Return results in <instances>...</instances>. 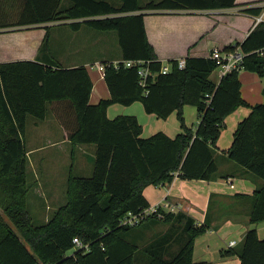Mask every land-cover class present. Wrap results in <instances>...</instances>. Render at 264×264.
<instances>
[{
	"label": "trees",
	"instance_id": "16d2710c",
	"mask_svg": "<svg viewBox=\"0 0 264 264\" xmlns=\"http://www.w3.org/2000/svg\"><path fill=\"white\" fill-rule=\"evenodd\" d=\"M121 1L119 6H113L106 1L73 0L71 6L63 7L61 0H21L14 3V18L0 21V29L14 27L10 31L16 32L56 20L185 6L177 0L145 6L138 0ZM227 3L234 4V0ZM242 11L260 15L263 7L247 4ZM0 17H5L4 12ZM83 23L101 31H116L123 58L148 62L154 76L147 77L143 85L137 67H115L112 62H103L111 98L90 104L93 83L83 66H53L51 62L47 65L29 59L0 63V264H194V242L206 231L204 224L160 208L161 217L155 212L135 225L121 222L129 213L139 214L150 207L143 193L149 185L170 183L175 176L201 180L235 176L219 173L217 142L226 117L243 105L249 106L251 112L238 124L226 159L245 175L261 180L247 198L252 201L251 222L263 221L264 103L249 105L242 98L239 71L216 81L212 78L218 68L215 60L187 56L183 68L174 59L168 63L169 71L162 73L164 63L148 40L141 12L70 25L76 29ZM44 28L43 43L49 37V26ZM236 46L246 54L243 69L263 76L264 56L259 50L264 48V20L242 42L225 50ZM62 100H68L72 109V117L67 115L63 120L69 126L72 143L96 145L94 168L88 177L71 173L66 203L45 223L35 225L28 202L31 185L25 142L27 118L33 115L44 120L47 104ZM136 101L159 118L166 119L176 112L181 132L174 138L162 131L143 137V126L137 117L107 116L109 105H131ZM186 105L197 109L196 127L185 120ZM173 218L185 219L175 253L170 232L153 238L149 235L157 224L169 223ZM75 237L89 248L75 246ZM227 253L238 255L241 264H264V239L259 238L256 229H250Z\"/></svg>",
	"mask_w": 264,
	"mask_h": 264
},
{
	"label": "crops",
	"instance_id": "0c3cea01",
	"mask_svg": "<svg viewBox=\"0 0 264 264\" xmlns=\"http://www.w3.org/2000/svg\"><path fill=\"white\" fill-rule=\"evenodd\" d=\"M98 1H106L113 6H119L122 2L121 0ZM161 1L138 0V3L145 6L151 2L159 3ZM177 1L185 6L141 9L116 15L56 20L30 25L29 29L16 32L10 31L14 27L1 28L0 63L29 59L47 65H50L51 62L53 66L61 65L69 68L83 66L87 69L93 83L89 98L90 104H98L101 100L110 99L111 93L105 82L104 72L100 71L97 65L106 61L124 60L118 34L116 31L97 30L86 23L76 29L72 28L70 24L119 15L144 13V25L148 40L159 59L164 64H168L171 60H178L187 56H209L214 49L223 50L231 44L242 42L258 24L256 19L261 17L262 21L264 20V0H234V4L227 3L231 0ZM17 2H21V0H3L1 2L3 5H1L2 10L0 12H4L5 17H0V21L8 22L14 18L12 15L15 11L14 3ZM63 3L65 6H71L73 0H61V5ZM222 3L225 4L222 5ZM247 4L263 7L262 13L253 15L243 12L242 9ZM46 25L49 26V37L43 43L46 33L44 26ZM96 52L105 55L95 56L94 53ZM239 78L242 98L249 105L264 103V75L260 76L254 71L242 69L239 71ZM213 79L219 81V74L218 78ZM49 104L51 110L57 115L72 117V109L68 100L48 103L47 110ZM250 112L251 108L243 105L229 114L225 119V127L217 142L219 173H232L235 176H217L213 180L183 179L175 176L170 183H163L158 186L149 185L144 189L143 193L150 203V207L157 206L164 212L174 215L185 214L207 227L206 231L195 239L193 247L194 264H241L238 255L227 252L237 247L245 233L250 229H256L259 238L264 239V220L251 222L249 214L252 201L247 198L253 195L262 182L254 176L245 175L246 173H242L236 164L226 159L227 151L233 144L234 132L238 124ZM120 115L137 117L143 126V137H150L162 131L174 138L181 132L176 112L166 119L159 118L155 114L147 113L141 101H136L131 105L113 103L108 106L107 116L109 118L112 119ZM184 116L190 126L196 127L199 123L198 112L193 105L184 107ZM59 128L63 130V127ZM64 143L71 146L72 164L69 176L77 166L83 171V161L86 167H88V161H93L95 155L93 144H73L65 132L58 139L48 138V144ZM44 147L46 145L28 150L29 164L35 162L29 156L33 153L32 151ZM78 152L81 154L77 155ZM90 172L92 171L87 170V173L90 174ZM36 180H38L37 177ZM35 185L38 188L39 182ZM46 192V198L40 202L42 211L51 210V201L56 198L55 194L50 195L48 190ZM38 196H40L39 193ZM42 196L44 197V195ZM46 215L42 217L41 224L48 220L49 216ZM176 220L178 219L173 218L169 223H159L153 228L154 231L149 233L153 238L156 235L170 232L172 236L170 242L174 244L172 253L179 250L176 242L179 235L183 233L181 232L184 227L182 223L185 222V219ZM233 240L236 241V244L229 246L228 243Z\"/></svg>",
	"mask_w": 264,
	"mask_h": 264
},
{
	"label": "rangeland",
	"instance_id": "374dc122",
	"mask_svg": "<svg viewBox=\"0 0 264 264\" xmlns=\"http://www.w3.org/2000/svg\"><path fill=\"white\" fill-rule=\"evenodd\" d=\"M61 6H65L63 3ZM95 56H104L105 54L94 53ZM218 70L213 72V78H218ZM74 115V114H73ZM65 115H57L51 110V105H48L47 115L44 120H40L33 115H29L27 119V127L25 134V142L27 150L32 148H38L46 145L42 149H36L32 151L29 156L34 159V163H30L28 167V183L31 185V190L28 196L29 209L33 217V223L35 225L41 224L42 217L47 214L49 217L54 211L67 201V183L68 176L72 164L71 158V146L68 143L64 144H48V138L58 139L62 134H69V126H65L63 120ZM59 127H63V130ZM52 131V132H50ZM48 145V146H47ZM95 146L96 150V145ZM81 154V153H77ZM78 159L80 157L78 156ZM83 171L78 169V166L74 169V174L79 177H88L92 172L87 173V170L93 171L94 162L88 161V167H86L83 161ZM88 175V176H87ZM36 177L38 180H36ZM42 177V178H41ZM39 182L38 188L35 183ZM45 190H44V189ZM49 194H55V200L51 201V210L42 211L41 201L46 198L47 192ZM37 192V194H35ZM38 193L40 196H38ZM44 195V197L42 196ZM50 197V196H49ZM51 198V197H50ZM51 199H54L53 197ZM56 201V202H55ZM52 202H55L52 204ZM46 215V216H47ZM175 241V240H174Z\"/></svg>",
	"mask_w": 264,
	"mask_h": 264
},
{
	"label": "built area",
	"instance_id": "2783aa9c",
	"mask_svg": "<svg viewBox=\"0 0 264 264\" xmlns=\"http://www.w3.org/2000/svg\"><path fill=\"white\" fill-rule=\"evenodd\" d=\"M262 21L261 17H258L256 19V23H259ZM235 45V44H234ZM259 53L264 56V48L259 50ZM246 54L243 53L240 49V47L236 46L233 49L230 50H221V49H214L210 52L209 57H211L213 60L216 61L218 65V73H219V78L233 72V71H241L243 69V64H244V59H245ZM179 62V67L183 68L186 65V58L182 57L178 59ZM112 64L115 67H119L120 65H123L124 67H137L138 74L141 76V83L144 85L147 77L149 76H154V73L150 70L148 66V62L144 60H136V59H124L121 61H114ZM144 64H147L146 66ZM97 67L99 68L100 71L104 72L105 67L103 64H98ZM170 69L169 64H164L162 67V73H167ZM159 207L154 206V207H149L143 212L139 214H132L129 213L123 220L122 224H128V225H135L139 221H141L143 218L146 216L157 212L158 215L161 217L162 214L158 212ZM73 243L77 247H83L88 249L89 244L83 243L79 238L75 237L73 239ZM236 244V241H230L228 243L229 246H234Z\"/></svg>",
	"mask_w": 264,
	"mask_h": 264
}]
</instances>
